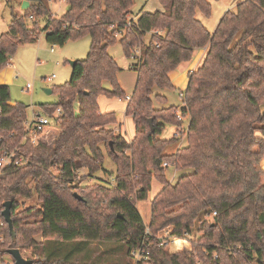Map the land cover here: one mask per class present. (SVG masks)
I'll return each mask as SVG.
<instances>
[{
	"label": "trees",
	"instance_id": "16d2710c",
	"mask_svg": "<svg viewBox=\"0 0 264 264\" xmlns=\"http://www.w3.org/2000/svg\"><path fill=\"white\" fill-rule=\"evenodd\" d=\"M29 1L23 13L12 11L9 30L0 35V70L20 45L38 38L40 18L47 19L48 43L89 35L91 47L72 66L70 80L53 88L58 100L41 105L48 114L62 113L46 134L56 131L38 143L24 139L28 105L12 103L10 85L0 84V154L19 149L25 158L0 173V245L7 247L1 254L16 247L31 251L32 264H118L91 248L110 242L129 257L134 249L149 252L135 264H264V0L240 1L213 32L197 15L211 14L210 0H160L161 9L141 11L135 20V0H67L60 17L51 14V0ZM119 40L137 61L126 104L136 128L130 141L113 127L116 112H103L99 103L101 96L128 95L108 50ZM204 47L181 93L186 128L177 106L156 105L166 97L155 89L176 88L171 74ZM167 122L177 125L171 139L159 136ZM184 137L175 153L165 152ZM103 145L116 165L114 184H84L107 171ZM170 165L193 171L171 182ZM155 178L162 188L146 223L137 203L148 199ZM7 200L14 237L2 214ZM171 236L188 238L192 248L170 251Z\"/></svg>",
	"mask_w": 264,
	"mask_h": 264
},
{
	"label": "rangeland",
	"instance_id": "374dc122",
	"mask_svg": "<svg viewBox=\"0 0 264 264\" xmlns=\"http://www.w3.org/2000/svg\"><path fill=\"white\" fill-rule=\"evenodd\" d=\"M25 0H0V35L7 31V24L10 22V18L12 15V11L17 12L20 7H22ZM58 1V0H57ZM53 0L49 2L51 14L55 17H60L63 15L68 7L67 0L58 1ZM212 3V12L209 16H206L198 11V17L205 23L207 28L213 32L220 21L223 14L228 10H235L237 4L241 0H210ZM161 8L160 0H135V4L132 6V17L136 18L141 11H155ZM22 13L23 10H20ZM133 18V19H134ZM47 24L46 18H40V31L38 38L34 41H30L20 45L16 52L10 57L8 65L5 67L8 70L10 68H14L15 76L13 77V81L8 82L11 88V98L14 103H24L28 105L27 114L28 119H31L34 111H40L41 105L43 103H52L58 100V94L53 91L52 93L47 94L45 92V88H51L53 90L54 87L64 84L69 81L72 75V64L71 61L85 59L88 56L91 47V37L88 35L80 37L78 39L69 40L64 45H53L47 42L46 40V32L44 30L45 25ZM149 41V36L146 38ZM109 53L114 59L118 62L121 67L120 72L118 73V79L121 87L126 91V93H131L135 87L137 81V72L134 68V65L137 64V61L133 57H127L125 55L123 46L121 41L119 40L113 45L109 46ZM199 54V50L196 51L193 60L190 65H195V59H197ZM11 64V66H10ZM188 65L185 66L182 64L176 73H173V81L176 86L174 89H162L156 88L155 92H159L165 95L166 100L163 103L156 101L157 106L163 105H175L178 107L179 112L183 108L184 103L181 96L182 91L187 88L188 83ZM4 69V68H3ZM176 74V75H175ZM52 75H55L52 80L48 78ZM180 75V76H178ZM172 76V75H171ZM0 77L8 78V75H4L2 70H0ZM30 84L31 87L27 90V85ZM106 87H110L109 81L104 82ZM105 98L102 96L99 98L100 107L102 104V108L105 105ZM123 102H128L122 100ZM78 100L76 101V103ZM162 104V105H161ZM80 105V104H79ZM79 105L76 106L79 108ZM75 106V108H76ZM111 110L116 111L117 122L121 123V127L114 123L113 127L120 131H122L123 136L126 139L134 138L135 136V123L131 116L127 115L125 112L126 106L123 103L113 101L112 104L109 105ZM78 108H76L78 110ZM264 109V106H263ZM43 112V111H40ZM183 126L188 127L189 119H183ZM153 124V122H152ZM53 129V128H52ZM52 132L45 134V138H48L51 133L56 131V128ZM177 125L174 123L167 122L159 134L161 138L171 139L176 133ZM118 132V131H117ZM186 144V138L184 137L181 141H173L170 142L165 152L168 154L175 153L181 146ZM103 149L106 153L104 168L107 171H99L96 176H93V179L90 177H86L85 183L93 182L97 179H101L104 181L103 183L114 184L115 180V171L116 165L112 158L107 155V148L103 145ZM192 168H180L176 169L174 165L168 166L166 170L167 178L171 182H176L177 179L186 173L192 172ZM86 169H81V174L86 173ZM162 188V184L156 178L153 180L152 189L149 193V197L146 200L139 201L137 203L143 218L146 223H149L151 220V202L157 192ZM76 193V192H75ZM4 210V209H3ZM204 213L200 212L196 222L193 226L192 235H198V227L200 219L204 218ZM172 227L167 228L162 231L159 236L167 237L170 234V230ZM172 237V236H171ZM174 238V237H173ZM176 236V240H172L171 243L168 244V248L170 251H181L185 249H191L192 243L188 238H180ZM5 237V241H6ZM183 239V240H182ZM182 241H185V245ZM4 242V236H0V243ZM6 244L0 245V264H15V260L13 257L8 254H1L3 249L7 248ZM91 248L94 251L104 252V259L107 261H115L118 264H122L123 261H128L131 263H123V264H135V258L133 256L129 257L125 251L119 249L115 244L110 242H93L91 243ZM21 250V249H20ZM22 254L26 258H30L32 256L31 251H27L25 254ZM124 261V262H125Z\"/></svg>",
	"mask_w": 264,
	"mask_h": 264
},
{
	"label": "built area",
	"instance_id": "2783aa9c",
	"mask_svg": "<svg viewBox=\"0 0 264 264\" xmlns=\"http://www.w3.org/2000/svg\"><path fill=\"white\" fill-rule=\"evenodd\" d=\"M63 1V0H58ZM136 18H134L135 20ZM160 31H156L154 34H160ZM55 75L50 76L48 79L52 80ZM31 87L30 84L27 85V90ZM131 95H127L126 98H118L119 100L129 101ZM79 105V102L76 103ZM76 108H78L76 106ZM62 113L61 108L56 109L53 114H48L46 112L36 111L33 113L31 119H27L25 127H26V134L24 136L25 140H31L33 143H38L44 138V135L47 132L49 126L54 125V118L59 116ZM178 118L183 119L181 112H178ZM119 132L120 130L117 129ZM25 161L24 155L21 153L19 149L8 150L5 149L0 154V173L6 167L12 166H19L23 164ZM167 165V163H164ZM149 233V228L146 230V234ZM174 237V238H173ZM164 237H162L163 239ZM176 236L169 237L170 241L175 239ZM180 239V238H179ZM183 240V239H182ZM132 256L135 258L134 260H140L142 258H147L149 256V252L143 248L141 249H134L132 251Z\"/></svg>",
	"mask_w": 264,
	"mask_h": 264
},
{
	"label": "crops",
	"instance_id": "0c3cea01",
	"mask_svg": "<svg viewBox=\"0 0 264 264\" xmlns=\"http://www.w3.org/2000/svg\"><path fill=\"white\" fill-rule=\"evenodd\" d=\"M52 1V0H51ZM57 1V0H56ZM242 1V0H241ZM58 2V1H57ZM53 3H54V0H53ZM161 8H162V5H161ZM161 8H159V9H161ZM20 10H23L22 9V7H20L19 8V10L17 11V13H22ZM158 10V9H157ZM10 23V22H9ZM9 23L7 24V31L9 30ZM6 31V32H7ZM53 45H55V44H53ZM206 51H207V47H204V48H201V49H199V54H198V57H197V59H195L194 61V63H195V65H190V63L189 62H191V61H188V62H184V63H182V64H184L185 66H187V64H189L188 65V75H189V72L190 71H192V70H194V69H196L201 63H202V61H203V59H204V56H205V53H206ZM181 64V65H182ZM180 65V66H181ZM10 66H11V64H10ZM14 68L12 67V68H10L9 70L7 69V68H4V69H2V72H3V74L4 75H8V78H9V80L5 77V78H2V77H0V84H8V82H10V81H13V77L16 75L15 74V72H14V70H13ZM173 73H176L177 74V72L175 71V72H173ZM173 73L171 74L172 76H171V78L173 79ZM175 74V75H176ZM178 76H180V75H178ZM136 85V84H135ZM135 88V87H134ZM134 90V89H133ZM133 92V91H132ZM131 92V93H132ZM131 93H128V95H131ZM48 94V93H47ZM102 98H105L104 99V101H105V105H106V107L104 106V108H102V104H101V110L103 111V112H107V111H115V110H111V108H110V104H112V102L113 101H117V102H120V103H123L125 106H126V102H123V101H121V100H119L118 99V97L117 98H108V97H105V96H102ZM12 103H14V102H12ZM41 107V106H40ZM40 111H43V109L41 108V110ZM34 112H36V111H34ZM44 112V111H43ZM116 112V111H115ZM125 112H126V108H125ZM116 124H118L120 127H121V129H122V125H121V123H119V122H117ZM135 130H136V128H135ZM121 134L123 133L122 131H119ZM123 135V134H122ZM134 137V136H133ZM132 138H130V139H127V140H131Z\"/></svg>",
	"mask_w": 264,
	"mask_h": 264
},
{
	"label": "water",
	"instance_id": "95a60500",
	"mask_svg": "<svg viewBox=\"0 0 264 264\" xmlns=\"http://www.w3.org/2000/svg\"><path fill=\"white\" fill-rule=\"evenodd\" d=\"M30 6H31L30 1L25 0L23 5H22V9L26 10ZM75 62H76L75 60L71 61V64L74 65ZM44 90L48 94L53 92V90L51 88H45ZM152 122H153V120L150 119L151 125H152ZM75 195L78 196L79 198H81L77 193H75ZM12 204H13L12 200L5 201L4 202V210L2 211V214L5 217V220L7 221V223L9 224L10 231L14 237L16 235V233L14 230V225H13V220H12ZM8 253L13 256L16 264H32L34 261L32 259H28V258L24 257L20 248H16V247L9 248Z\"/></svg>",
	"mask_w": 264,
	"mask_h": 264
},
{
	"label": "bare ground",
	"instance_id": "6f19581e",
	"mask_svg": "<svg viewBox=\"0 0 264 264\" xmlns=\"http://www.w3.org/2000/svg\"><path fill=\"white\" fill-rule=\"evenodd\" d=\"M182 242H183V243H184V245H185V243H186V242H185V241H182Z\"/></svg>",
	"mask_w": 264,
	"mask_h": 264
}]
</instances>
